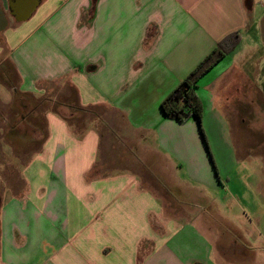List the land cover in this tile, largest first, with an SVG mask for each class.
<instances>
[{"label": "crops", "instance_id": "crops-1", "mask_svg": "<svg viewBox=\"0 0 264 264\" xmlns=\"http://www.w3.org/2000/svg\"><path fill=\"white\" fill-rule=\"evenodd\" d=\"M234 31L197 81L204 137L165 118L162 99ZM6 62L0 131L30 154L24 190L0 195V264H264V141L228 122L254 119L257 97L264 120V0H0ZM56 80L104 107L81 137L45 95Z\"/></svg>", "mask_w": 264, "mask_h": 264}, {"label": "rangeland", "instance_id": "rangeland-1", "mask_svg": "<svg viewBox=\"0 0 264 264\" xmlns=\"http://www.w3.org/2000/svg\"><path fill=\"white\" fill-rule=\"evenodd\" d=\"M14 78L15 75L12 72V67L9 62H6L3 66H0V80L8 82V80H13ZM61 87L62 90H60ZM45 89V95L49 99L56 97L58 101H60L69 95V85L67 83L59 82V80L46 83ZM58 92L60 93L58 94ZM46 105H48V103ZM255 107L256 112L252 116V118L255 117L254 119H245L241 122V124H238L231 119L228 120L230 124V134L234 140L241 139L242 145H249V143L255 142L256 139L259 142L264 141V135L260 134L263 133L260 131H264V120L259 119L263 117L261 114L262 110L260 97H257ZM103 110V106H93L88 108V110L83 111L82 114L75 116V119L72 122V128L75 130L77 129L79 131H84L91 124H93L92 122L97 124L98 116ZM0 132L3 133V135L0 136V176L3 178V180L4 178L8 180L7 184H4L1 181L0 195L3 193H6L7 195L21 193L24 190V184L21 181L19 172L22 170L21 166L30 153L23 151L24 144L20 143L21 141L18 139L17 142L13 143L14 141L12 138L15 136H11L12 134L9 131ZM211 138L215 139L216 141L220 140V133L216 135L213 134ZM1 145L4 147L3 149Z\"/></svg>", "mask_w": 264, "mask_h": 264}, {"label": "trees", "instance_id": "trees-1", "mask_svg": "<svg viewBox=\"0 0 264 264\" xmlns=\"http://www.w3.org/2000/svg\"><path fill=\"white\" fill-rule=\"evenodd\" d=\"M92 1V7L96 0ZM253 0H244L246 9H250ZM241 40V32L234 31L225 35L219 40L212 50L162 99L160 108L165 118L177 121H186L194 118L199 125L203 136L202 122V103L196 93L197 81L214 66L224 55L234 49ZM91 68V67H88ZM63 104L68 108V114H61L54 111L62 119H64L72 132L81 137L84 131L75 130L72 128V122L75 119V113L81 114L84 110L79 105L77 90L73 86H69V95L58 101V104ZM204 137V136H203Z\"/></svg>", "mask_w": 264, "mask_h": 264}]
</instances>
